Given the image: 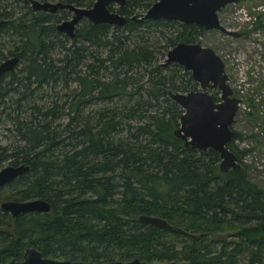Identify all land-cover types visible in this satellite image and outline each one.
I'll list each match as a JSON object with an SVG mask.
<instances>
[{
    "label": "trees",
    "instance_id": "trees-1",
    "mask_svg": "<svg viewBox=\"0 0 264 264\" xmlns=\"http://www.w3.org/2000/svg\"><path fill=\"white\" fill-rule=\"evenodd\" d=\"M14 1L25 10L16 11ZM37 1L89 8L95 0ZM153 2L110 5L126 16L124 25L82 19L69 38L56 28L68 10L33 11L29 0H0L6 21L0 62L16 56L21 64L0 76V104L9 92L17 94L10 97L14 107H3L12 139L0 144V167H29L0 187V201L50 204L48 212L16 217L0 209V264L20 259L26 248L87 263L264 264V188L244 167L221 172L217 152L186 147L173 133L183 110L169 92L196 90L197 83L182 66L161 63L169 48L194 42L205 30L130 18ZM261 26L256 21L242 32ZM249 104L257 110L261 102ZM247 115L264 122V112ZM234 140L242 135L235 131L228 143L241 161L250 150L237 149ZM140 215L164 218L177 229L141 222ZM225 233L234 240L214 237Z\"/></svg>",
    "mask_w": 264,
    "mask_h": 264
},
{
    "label": "water",
    "instance_id": "water-1",
    "mask_svg": "<svg viewBox=\"0 0 264 264\" xmlns=\"http://www.w3.org/2000/svg\"><path fill=\"white\" fill-rule=\"evenodd\" d=\"M240 0H156L141 15H133L134 21L166 20L183 24H193L204 29H215L235 36L237 32L227 30L221 25L218 13L225 6L236 4ZM34 11L53 13L59 9H68L72 16L56 25L59 32L73 38L75 28L82 19L92 23H107L122 26L126 16L116 10L109 9L111 3L123 5L125 0H95L89 8L73 4L51 1L30 0ZM5 20H0V30ZM18 63L16 56L0 62V76L12 71ZM162 65L178 64L184 71L190 72L191 78L197 83L196 90L187 92L170 91L169 96L180 106L183 113L174 135L183 141L184 146L200 151L212 149L218 153L221 172L232 170L238 172L241 165L237 156L228 148V143L235 138L232 125L238 111L240 99L233 96V89L228 84V75L221 57L208 46L197 42H178L168 49ZM218 91V100L210 90ZM29 167L25 164L6 165L0 169V187L10 183L18 176L26 173ZM0 209L16 217L23 213L48 212L50 204L42 199L4 200ZM141 222L166 229H177L164 218L153 215H140ZM5 264H181L175 261L146 262L138 258L128 261L114 260L87 263L42 257L36 248H27L21 261H10Z\"/></svg>",
    "mask_w": 264,
    "mask_h": 264
},
{
    "label": "rangeland",
    "instance_id": "rangeland-1",
    "mask_svg": "<svg viewBox=\"0 0 264 264\" xmlns=\"http://www.w3.org/2000/svg\"><path fill=\"white\" fill-rule=\"evenodd\" d=\"M14 5H17L16 11L18 12L25 10L20 1H14ZM218 17L225 28L239 33L241 37L223 36L219 30L211 29L201 33L194 42L211 47L224 61L228 84L233 89V96L240 99L232 129L242 135V140H234V144L239 150H250L238 162L241 167L246 169L248 179L264 188V122H260L261 117L255 119L247 115L248 112L256 111L261 116L264 112V0H240L236 4L225 6L219 11ZM260 20L263 26L248 34L242 32L252 28L254 23ZM154 29L152 28L150 31H154ZM155 30L160 31V28ZM3 34L1 35V41L5 47H8L10 43H7L6 33ZM147 36L155 39V37L158 38L161 35L149 32ZM69 44L68 41L66 46H69ZM19 67H21V64L16 65L15 70ZM6 80L8 79L6 78ZM71 85L75 86L74 83H71ZM59 88L61 86L57 85L55 91ZM51 95H54V92H51ZM10 97L15 99L17 94L13 91L9 92L3 101L6 103L5 106L11 105L14 107ZM252 98H255V102H261L257 110H253L249 104ZM4 103L0 104V111L3 112L1 119L2 122L4 120L6 122V125L0 123L1 145L8 144L12 139V132L7 130V127H12L11 122L6 120L7 117L4 115L9 110L7 108L3 109L5 107ZM23 103L26 102L23 101ZM64 120L65 117L61 116L60 122H64ZM6 165L8 164L4 162L0 169ZM214 237L229 242L234 240L231 233Z\"/></svg>",
    "mask_w": 264,
    "mask_h": 264
},
{
    "label": "flooded vegetation",
    "instance_id": "flooded-vegetation-1",
    "mask_svg": "<svg viewBox=\"0 0 264 264\" xmlns=\"http://www.w3.org/2000/svg\"><path fill=\"white\" fill-rule=\"evenodd\" d=\"M155 1H156V0H155ZM40 2H43V1H40ZM29 3H30V0H29ZM110 5H114V4L111 3ZM110 5H109V6H110ZM115 5H116V4H115ZM30 6H31V9H32V5H31V3H30ZM32 10H33V9H32ZM59 10H60V9H59ZM66 10H68V9H66ZM33 11H34V10H33ZM57 11H58V10H57ZM57 11H55V12H57ZM68 11H69V10H68ZM55 12H53V13H55ZM69 12H70V15H68L67 18H65V19H69V18H71L72 13H71V11H69ZM65 19H63V20H65ZM84 19H85V18H84ZM63 20H61V21H63ZM61 21H60V22H61ZM58 23H59V22H58ZM58 23H57V24H58ZM79 23H80V22H79ZM57 24H56V25H57ZM77 25H78V24H77ZM190 25H193V24H190ZM221 25H222V24H221ZM196 26H197V25H196ZM222 26H223V25H222ZM76 27H77V26H76ZM198 27H199V26H198ZM75 29H76V28H75ZM203 29H204V28H203ZM226 29H227V28H226ZM204 30H205V31H208V30H211V29H208V30H207V29H204ZM227 30H228V29H227ZM219 31H220V30H219ZM220 32H222V31H220ZM61 33H63V32H61ZM202 33H203V32H202ZM64 34H65V33H64ZM66 35H67V34H66ZM222 35H223V36H228V37H231V38L241 37V35H240L239 33H237V34H235V36H233V35H229V34H227V33H225V32H222ZM67 36H68V35H67ZM9 58H10V57H9ZM2 75H3V74H2ZM2 75H1V76H2ZM214 91H215V92H218V91L215 90V89L210 90V92L213 93V95L215 96ZM215 99H216V98H215ZM233 130H234V129H233ZM207 150H208V149H207ZM26 249H27V248H26ZM26 249H25V250H26ZM25 250L23 251V254H22V256H21L20 259H18V260H13V259H12V260H10V261H21V260H23V255H24ZM10 261H8V262H10ZM8 262H6V263H8ZM4 264H5V263H4Z\"/></svg>",
    "mask_w": 264,
    "mask_h": 264
},
{
    "label": "bare ground",
    "instance_id": "bare-ground-1",
    "mask_svg": "<svg viewBox=\"0 0 264 264\" xmlns=\"http://www.w3.org/2000/svg\"><path fill=\"white\" fill-rule=\"evenodd\" d=\"M224 62V61H223Z\"/></svg>",
    "mask_w": 264,
    "mask_h": 264
}]
</instances>
